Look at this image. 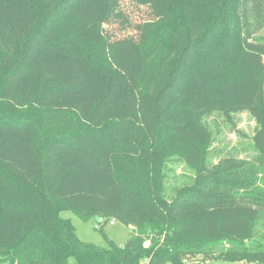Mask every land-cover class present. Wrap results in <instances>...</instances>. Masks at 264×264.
Listing matches in <instances>:
<instances>
[{
	"label": "trees",
	"instance_id": "1",
	"mask_svg": "<svg viewBox=\"0 0 264 264\" xmlns=\"http://www.w3.org/2000/svg\"><path fill=\"white\" fill-rule=\"evenodd\" d=\"M155 1L129 0L123 57L119 0H0V264H264V0ZM238 110L255 154L209 162L203 116ZM175 158L194 173L168 192ZM62 210L131 236L82 241Z\"/></svg>",
	"mask_w": 264,
	"mask_h": 264
},
{
	"label": "rangeland",
	"instance_id": "2",
	"mask_svg": "<svg viewBox=\"0 0 264 264\" xmlns=\"http://www.w3.org/2000/svg\"><path fill=\"white\" fill-rule=\"evenodd\" d=\"M181 5L188 10L196 11L203 8L206 4H199L196 0H181ZM121 9L128 15V21L122 19L118 13H115L105 24V30L111 37L118 40H130L123 46V50L119 54L123 57H136L135 40L137 39V31L135 24L141 21L146 15L145 9L132 10L129 0H119ZM155 13L162 15L171 11L177 6L175 0H157L153 4ZM260 37H264V28L259 32ZM118 49V50H120ZM203 123L209 129L212 136V143L207 154L209 162H216L220 157L225 155H233L236 157L251 158L255 154L253 148L252 136L258 123L254 116L247 110L232 111L227 114L212 111L203 116ZM193 170L187 166L182 160L172 159L168 162V177L166 179V187L168 192L172 187L187 182L193 176ZM60 216L70 219L74 226L77 236L85 242H89L98 246H106L107 239L122 245L131 236V226L114 220L113 224L107 221L103 223L102 228L97 224L96 218L84 220L71 210L60 211ZM260 224V223H259ZM260 230H264L259 226ZM6 264V263H4ZM71 264H76L71 261ZM165 264H170L169 262ZM190 264H214L212 262H194ZM258 264V263H249Z\"/></svg>",
	"mask_w": 264,
	"mask_h": 264
},
{
	"label": "built area",
	"instance_id": "3",
	"mask_svg": "<svg viewBox=\"0 0 264 264\" xmlns=\"http://www.w3.org/2000/svg\"><path fill=\"white\" fill-rule=\"evenodd\" d=\"M105 221H107V219H105L104 217H102V216H99V217H97L96 218V222H97V224H103ZM108 222L110 223V224H113L114 223V219L113 218H110V219H108Z\"/></svg>",
	"mask_w": 264,
	"mask_h": 264
}]
</instances>
